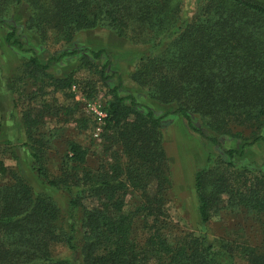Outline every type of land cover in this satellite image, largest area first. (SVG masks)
<instances>
[{"label": "trees", "instance_id": "obj_1", "mask_svg": "<svg viewBox=\"0 0 264 264\" xmlns=\"http://www.w3.org/2000/svg\"><path fill=\"white\" fill-rule=\"evenodd\" d=\"M197 2L195 14L181 19L182 0H0V22L25 5L23 30L40 42L51 35L67 40L77 30L103 26L133 43H154L151 52L139 58L134 80L150 97L171 107L172 113L181 114L200 136L219 145L221 135L241 136V130L232 133L231 122L264 129V0ZM4 40L31 53L23 64L25 73L35 79L76 52L55 53L43 62L12 25ZM90 53L92 60L84 55L80 67L95 66L94 59L106 51L100 48ZM108 63L100 69L103 79ZM50 78L58 88L73 85V75ZM119 88L111 89L102 136L109 142L108 150L118 144L125 165L118 149L112 150L114 173L108 174L102 163L94 173L87 161L88 148L68 141L56 177L49 178L38 167L48 185L61 186L68 194L64 225L56 202L47 194H34L13 173L10 182L0 184V264H74L70 258L52 255L51 246L59 241L81 264H264V235L255 247L235 241L210 242L192 234L170 244L160 230L150 233V227L143 246L131 238L137 209L128 211L118 191L125 183L110 179L126 174L141 190L145 216L154 220L165 216L161 202L169 181L161 137L163 115L155 116L149 108L140 111L133 95H120ZM192 115L212 136L192 124ZM40 117L41 113L23 114L26 134L33 137ZM261 138L255 135L240 150L227 149L225 154L229 159L240 156L245 145ZM26 146L33 160L39 161L43 152L35 145ZM6 169L0 161V174H6ZM194 184L202 223L211 219L219 197L226 195L228 203L244 206L264 224V170L242 166L236 172L231 160L219 159L196 171ZM77 215L80 245L76 244Z\"/></svg>", "mask_w": 264, "mask_h": 264}, {"label": "rangeland", "instance_id": "obj_2", "mask_svg": "<svg viewBox=\"0 0 264 264\" xmlns=\"http://www.w3.org/2000/svg\"><path fill=\"white\" fill-rule=\"evenodd\" d=\"M197 6V0H182L181 19L191 18ZM25 17L23 5L15 14L4 19L3 23L0 22V161L7 168L6 174H0V184L10 182L13 173L20 176L34 194H47L56 202L61 212L59 221L64 225V219H68V194L61 186L55 188L48 185L39 175L38 167H42L49 178L56 177L60 173L68 141H77L88 148L87 161L89 165L93 164L94 173L101 163L109 169L108 174L114 173L112 150L118 149L121 164L125 165V156L117 143L111 150L107 149L109 142L102 136L105 127L100 135H94V123L88 112V103L106 109L112 97L111 89L119 85L117 93L133 95L138 103L137 109L146 112L149 108L155 116L163 115L164 127L161 129V137L169 181L161 202L165 216H158L154 220L152 216H145L141 190L135 183L126 179V174H119L117 178L110 179L114 183L119 180L125 183L118 191L128 204V211L137 209L131 238L139 246H143L150 227V233L155 229L160 230L170 244L192 234L205 236L210 242L235 241L258 246L264 235V224L259 222L258 217L249 214L244 206L228 203L226 195L219 197L217 210L211 219L206 223L200 221L194 176L196 171L212 165V162L219 159L231 160L236 172L242 166H246L250 171L264 170L263 128L238 126L231 122L232 133L241 130V136L224 134L218 137L219 145H214L195 132L181 114L172 113L171 107L150 97L134 80L132 73L138 67L139 58L151 52L154 43H133V40L119 37L103 26L77 30L67 40L51 35L44 42H40L32 33L23 30ZM8 25L14 26L18 34L23 33L25 46L33 49L43 62L55 53L58 55L62 51L76 52L53 63L46 70L47 75L38 74L37 79L31 78L25 73L23 64L31 53L5 42ZM100 48L105 49L106 54L94 59L95 66H79L84 55L92 60L90 52ZM106 61L109 62L104 70L107 78L103 79L100 69ZM70 75H73L72 83L76 85V90L71 86L58 88L50 78ZM27 112L41 113V123L33 132V137L26 134L23 114ZM165 112L167 115H164ZM192 124L203 129L206 135L212 136V132L202 127L194 115ZM255 135L262 138L245 145L242 155H234L229 159L225 154L227 149L240 150L244 141H251ZM6 140L9 143H5ZM26 145H35L43 152L39 161L33 160ZM75 219L76 244L80 245V215ZM51 251L55 258H70L74 264H81L77 255L73 254L64 242L53 243Z\"/></svg>", "mask_w": 264, "mask_h": 264}, {"label": "built area", "instance_id": "obj_3", "mask_svg": "<svg viewBox=\"0 0 264 264\" xmlns=\"http://www.w3.org/2000/svg\"><path fill=\"white\" fill-rule=\"evenodd\" d=\"M73 90H76V85L71 86ZM88 112L91 114L92 121L94 123L93 133L95 136L100 135L103 127L106 125V119L108 117V112L106 109L100 108L96 105L88 103Z\"/></svg>", "mask_w": 264, "mask_h": 264}]
</instances>
